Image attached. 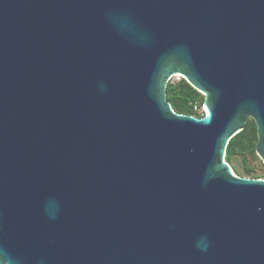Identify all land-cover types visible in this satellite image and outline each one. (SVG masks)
Returning <instances> with one entry per match:
<instances>
[{
    "label": "water",
    "instance_id": "1",
    "mask_svg": "<svg viewBox=\"0 0 264 264\" xmlns=\"http://www.w3.org/2000/svg\"><path fill=\"white\" fill-rule=\"evenodd\" d=\"M249 118L264 164V0H0V264H264Z\"/></svg>",
    "mask_w": 264,
    "mask_h": 264
},
{
    "label": "trees",
    "instance_id": "2",
    "mask_svg": "<svg viewBox=\"0 0 264 264\" xmlns=\"http://www.w3.org/2000/svg\"><path fill=\"white\" fill-rule=\"evenodd\" d=\"M166 99L170 102L172 108L179 113L189 115H199L193 110V105L197 104L199 107L203 105L204 95L194 89L184 78H180L176 84L167 83L166 85ZM252 152L255 151L257 141V130L255 121L249 118L244 128L236 133L228 142L225 153V160L229 162V158L236 152H243L247 143H251ZM261 177L264 176H251Z\"/></svg>",
    "mask_w": 264,
    "mask_h": 264
},
{
    "label": "rangeland",
    "instance_id": "3",
    "mask_svg": "<svg viewBox=\"0 0 264 264\" xmlns=\"http://www.w3.org/2000/svg\"><path fill=\"white\" fill-rule=\"evenodd\" d=\"M180 78H182L180 75H176L169 80V83L176 84ZM251 146L252 141L251 143H247L243 152L232 154L228 163L233 169V172L239 176H264V164L256 152H252Z\"/></svg>",
    "mask_w": 264,
    "mask_h": 264
},
{
    "label": "built area",
    "instance_id": "4",
    "mask_svg": "<svg viewBox=\"0 0 264 264\" xmlns=\"http://www.w3.org/2000/svg\"><path fill=\"white\" fill-rule=\"evenodd\" d=\"M193 110L197 113H199V115H202L204 113L203 110V105H201L200 107L197 104L193 105Z\"/></svg>",
    "mask_w": 264,
    "mask_h": 264
},
{
    "label": "bare ground",
    "instance_id": "5",
    "mask_svg": "<svg viewBox=\"0 0 264 264\" xmlns=\"http://www.w3.org/2000/svg\"><path fill=\"white\" fill-rule=\"evenodd\" d=\"M178 75V74H177ZM204 110V109H203Z\"/></svg>",
    "mask_w": 264,
    "mask_h": 264
}]
</instances>
